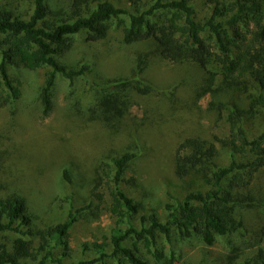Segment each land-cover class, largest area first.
Returning <instances> with one entry per match:
<instances>
[{
    "label": "rangeland",
    "instance_id": "rangeland-1",
    "mask_svg": "<svg viewBox=\"0 0 264 264\" xmlns=\"http://www.w3.org/2000/svg\"><path fill=\"white\" fill-rule=\"evenodd\" d=\"M69 1L50 0V4L56 9L68 6ZM112 1L133 11L125 0ZM203 2L195 1L198 18L206 9ZM3 5L21 16L31 8L26 0H0ZM53 11L52 16H59L58 10ZM127 24L125 15L111 19L107 36L98 41H88L82 31L73 37L68 51L56 56L68 69L83 64L89 69L73 82L56 75L47 116L42 113L41 94L50 68L9 69L21 82V96L12 105L0 107V196H20L26 201L33 235L24 239L34 243L37 230L65 221L70 212L76 214L66 237L67 249L57 247L44 264H58L53 258H61L64 264H102L97 260L101 252L106 264H130L122 254L113 256L111 232L117 227V217L110 211L115 186L113 157L135 154L124 168L118 188L139 205V213L119 227L141 228V216L156 213L165 220L166 204L175 205L189 191L208 188L194 173L184 178L174 173L175 150L185 138L225 139L233 130L235 110L242 114L248 135L264 129V109L250 112V103L259 93L255 86H250L253 97L248 98L222 82L214 63L204 70L191 62L162 59L153 41L125 44ZM140 55L147 66L134 76L131 70ZM121 79L149 85V93L129 86L122 91L128 96L127 106L108 105L106 110L99 103ZM121 108L122 114H116ZM228 150L220 149L218 163L229 162ZM250 186L255 201L264 202V167ZM238 211L244 219L243 237H238L240 229L236 228L234 234L217 237L213 246H207L195 237L177 241L175 236L172 247L162 238L159 247L163 246L164 259L156 261L142 243L137 245L138 254L147 264H165L172 250L173 264H224L225 255L235 245L245 250L235 263L243 261L252 251L246 247L257 241L262 220L254 206L240 205ZM18 237L10 231L0 233V241L10 248ZM125 245L131 246L132 240ZM43 255L38 254L35 262Z\"/></svg>",
    "mask_w": 264,
    "mask_h": 264
},
{
    "label": "trees",
    "instance_id": "trees-1",
    "mask_svg": "<svg viewBox=\"0 0 264 264\" xmlns=\"http://www.w3.org/2000/svg\"><path fill=\"white\" fill-rule=\"evenodd\" d=\"M29 13L21 16L7 5L0 6V107L12 105L21 96V82L10 75L12 67L37 70L48 67L42 87L43 116L52 108L51 93L56 75L73 82L88 69H68L56 56L68 51L73 37L84 31L88 41L102 40L107 36L108 23L113 18L128 17L123 29V42L153 41L157 54L171 62H191L202 69L214 63L222 82L252 98L250 86L259 91L250 103V112L264 109V0H204L206 8L200 18L196 0H125L133 11L117 6L112 0H70L68 6L53 9L50 0H26ZM53 10H58L52 16ZM132 68L133 75L142 74L147 63L138 56ZM116 89L107 91L103 101L108 105L127 106L128 96L122 91L131 86L140 93H149L150 86L141 82L116 80ZM239 97V94H237ZM259 108V109H258ZM122 114V108L116 111ZM242 114L233 112V130L225 139L214 137L212 141L201 137L185 138L174 154V173L184 178L191 173L199 176L207 189L189 191L176 204H166L167 216L161 220L156 213L141 216V228L119 226L125 219L139 213V205L118 188L124 168L135 157L125 152L113 157L115 167L114 190L111 191L110 211L117 217V227L111 232L113 256L122 254L130 264H147L138 254V244L152 253L156 261L164 259L159 239L173 245L175 240L198 238L207 246H213L217 237L234 234L243 237L244 219L240 205L258 208L262 223L257 231V241L243 261L235 263L245 250L233 246L225 255L224 264H264V202L255 201L251 184L264 167V129L254 136L248 135ZM220 149H229V162H217ZM65 178L70 181L67 171ZM31 216L26 201L20 196H0V233L10 231L19 235L10 248L0 241V264H44L59 246L67 249L66 237L76 221L70 212L65 221L35 232L37 243L31 239ZM132 240L131 246L125 242ZM245 242V241H244ZM241 249V250H240ZM241 251V254H240ZM44 253L39 262L38 254ZM105 254L101 252L102 264ZM64 264L61 258L55 259ZM174 252L165 264H173ZM83 261L78 264H89ZM74 264V263H70ZM121 264V263H119Z\"/></svg>",
    "mask_w": 264,
    "mask_h": 264
}]
</instances>
